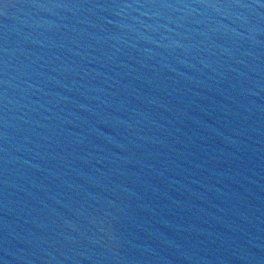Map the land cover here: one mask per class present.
<instances>
[{"label":"water","instance_id":"1","mask_svg":"<svg viewBox=\"0 0 264 264\" xmlns=\"http://www.w3.org/2000/svg\"><path fill=\"white\" fill-rule=\"evenodd\" d=\"M0 264H264V0H0Z\"/></svg>","mask_w":264,"mask_h":264}]
</instances>
